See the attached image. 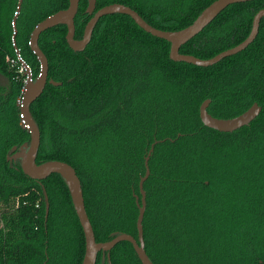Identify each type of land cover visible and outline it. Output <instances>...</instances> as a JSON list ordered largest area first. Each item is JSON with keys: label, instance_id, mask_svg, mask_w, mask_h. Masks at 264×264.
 I'll return each mask as SVG.
<instances>
[{"label": "trees", "instance_id": "1", "mask_svg": "<svg viewBox=\"0 0 264 264\" xmlns=\"http://www.w3.org/2000/svg\"><path fill=\"white\" fill-rule=\"evenodd\" d=\"M214 0H96L134 9L147 23L175 31ZM69 0H0V264H81L83 229L59 173L32 179L7 156L29 142L18 98L25 74L40 63L29 46L35 25ZM79 0L74 38L91 17ZM264 0L228 5L179 52L201 59L242 42ZM14 23V25H13ZM15 29V33H14ZM58 24L41 32L48 79L31 103L40 131L36 163L60 160L80 179L97 242L119 233L137 237L140 178L146 208V254L153 264H264V17L243 50L202 67L169 57L170 43L126 14L99 18L82 51L72 50ZM219 118L252 103L260 113L232 132L204 126L199 106ZM45 196L49 212L45 218ZM109 253V257H108ZM95 264H142L132 244L99 251Z\"/></svg>", "mask_w": 264, "mask_h": 264}, {"label": "water", "instance_id": "2", "mask_svg": "<svg viewBox=\"0 0 264 264\" xmlns=\"http://www.w3.org/2000/svg\"><path fill=\"white\" fill-rule=\"evenodd\" d=\"M22 1L23 0H18V10L20 9ZM245 1L250 0H214L199 13V15L193 20L191 24L179 30L169 31L153 27L147 23L134 9L122 3H110L95 10L96 0H87L85 12L90 14L91 17L85 24L82 37L80 39H75L74 16L77 12L79 0H69L68 6L66 8L60 9L48 15L39 21L33 28L28 43L31 51L35 54L37 60L40 63L39 74L35 78H32L30 67L21 58H18L24 68L25 74L23 88L24 91L22 92L21 103L19 105L21 113L20 117L23 124L26 125L30 139L29 142L23 143L16 151H14L11 155H8L7 160H19L23 172L32 179L42 180L52 173H59L64 178L68 185L73 207L83 229L85 238V252L81 264H95L97 253L99 251H109L120 241H129L132 244L142 264H153L146 254L144 248L142 225L146 208V193L143 189V183L150 174L148 160L151 152L153 151V144L145 156V173L139 181V190L141 193L140 202L138 196H136V205L138 208V215L136 219L137 237L135 238L128 233H119L108 241L97 242L95 240L89 217L86 213L81 182L76 174L75 169L70 164L60 160L47 161L42 164L36 163V157L40 147V131L30 114L29 108L31 103L43 92L47 83H50L54 86L61 85L60 81L48 79V62L46 56L38 46L39 35L48 28L58 24H63L67 27L65 39L69 47L74 51H82L89 43L94 26L100 17L113 13H122L129 15L144 31L168 41L170 43L169 57L173 61H184L197 66L206 67L217 63L227 56L236 54L237 52L245 49L255 39L258 33L260 20L264 17V9H260L255 13L252 19L251 30L242 42L231 48L225 49L210 58L201 59L194 55L182 54L179 52L180 46L197 35L228 5ZM15 52L18 54V49H16ZM209 102L210 99L207 98L200 104L199 118L204 126L223 132H232L241 126L248 125L261 111V106L257 102H254L249 108L234 117L219 118L211 115L207 111ZM45 200L46 218L49 212V203L46 196Z\"/></svg>", "mask_w": 264, "mask_h": 264}, {"label": "built area", "instance_id": "3", "mask_svg": "<svg viewBox=\"0 0 264 264\" xmlns=\"http://www.w3.org/2000/svg\"><path fill=\"white\" fill-rule=\"evenodd\" d=\"M16 55H17V58H20L19 54H16ZM23 91H24V90H23ZM23 91H22V92H23ZM21 96H22V93H21ZM20 103H21V97L18 98V105H20ZM20 115H21V114H20ZM21 122H22V119H21ZM22 124H23V122H22ZM23 127L26 128V125L23 124Z\"/></svg>", "mask_w": 264, "mask_h": 264}, {"label": "rangeland", "instance_id": "4", "mask_svg": "<svg viewBox=\"0 0 264 264\" xmlns=\"http://www.w3.org/2000/svg\"><path fill=\"white\" fill-rule=\"evenodd\" d=\"M152 1H154V0H152ZM17 10H18V9H17ZM21 72L24 73V68L21 69Z\"/></svg>", "mask_w": 264, "mask_h": 264}, {"label": "flooded vegetation", "instance_id": "5", "mask_svg": "<svg viewBox=\"0 0 264 264\" xmlns=\"http://www.w3.org/2000/svg\"><path fill=\"white\" fill-rule=\"evenodd\" d=\"M87 1V0H86ZM87 7V6H86Z\"/></svg>", "mask_w": 264, "mask_h": 264}]
</instances>
